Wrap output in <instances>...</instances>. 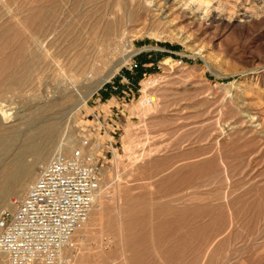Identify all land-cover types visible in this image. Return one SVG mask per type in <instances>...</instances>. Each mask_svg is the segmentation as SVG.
I'll use <instances>...</instances> for the list:
<instances>
[{"label":"rangeland","instance_id":"1","mask_svg":"<svg viewBox=\"0 0 264 264\" xmlns=\"http://www.w3.org/2000/svg\"><path fill=\"white\" fill-rule=\"evenodd\" d=\"M76 1L0 0V123L19 124L18 114L33 126L58 120V140L81 138L94 111L125 105L124 116H110L118 128L97 155L102 194L89 232L79 243L75 237L72 264H264V0H206L221 5L205 21L179 10L161 21L146 10L116 8L117 0L101 1L100 19L94 12L86 18L78 10L83 0ZM53 7L60 10L55 33L65 32L55 44L45 41L55 61L42 63L28 84V33ZM120 19L128 22L116 48L111 32ZM13 75L26 81L10 86L5 79ZM65 91L75 95L67 105L37 109ZM145 94L156 103L140 107ZM4 109L15 118L4 122ZM100 139L106 145L108 135ZM54 155L34 167V177ZM14 196L0 200V209Z\"/></svg>","mask_w":264,"mask_h":264},{"label":"built area","instance_id":"2","mask_svg":"<svg viewBox=\"0 0 264 264\" xmlns=\"http://www.w3.org/2000/svg\"><path fill=\"white\" fill-rule=\"evenodd\" d=\"M130 66L133 69L138 64L131 62ZM119 103L108 114L94 111L93 125H85L80 146L40 167L27 193L12 197L0 209V255L6 256L0 264L72 262L74 234L87 221L101 185L98 152L109 147L118 128L115 122L107 124V119L125 113L123 101ZM103 135H108L106 145L100 139Z\"/></svg>","mask_w":264,"mask_h":264},{"label":"bare ground","instance_id":"3","mask_svg":"<svg viewBox=\"0 0 264 264\" xmlns=\"http://www.w3.org/2000/svg\"><path fill=\"white\" fill-rule=\"evenodd\" d=\"M76 0H74V3H75ZM81 1H76V2H80L81 4ZM101 1L102 0H83V4H84V8L83 10H80V8L78 9V5H80L79 3L76 5H73V7L75 8L74 11H76V8L80 11V12H84V16L87 18V16H89V14H92V12L96 13L98 12L97 10H100V8H98L100 5H101ZM106 1V0H105ZM239 2V1H238ZM250 2V1H249ZM108 3V2H107ZM219 3V2H218ZM263 3V2H262ZM44 4V3H43ZM73 4V3H72ZM76 4V3H75ZM220 4V3H219ZM235 4V3H234ZM42 5V4H41ZM46 5V4H45ZM221 5V4H220ZM218 4H207V1L206 0H117L115 2V7L116 8H121L122 6H126L128 7V9L130 11H132V8L136 9L137 13L139 11H145L150 13V14H153L154 16H158L159 19L162 21H165V19L167 20L168 17H170L171 13L175 10H179L180 11H183L185 12L186 15H189L191 18H193L194 21H197V20H201V21H205V20H209L213 14H216L214 12H217L219 10V6ZM37 6V5H36ZM35 6V7H36ZM54 6V5H53ZM63 6V5H62ZM65 6H68V5H65ZM64 6V7H65ZM81 6V5H80ZM34 7V8H35ZM40 7V5H39ZM42 7V6H41ZM40 7V8H41ZM45 7V6H44ZM58 9H59V6H57ZM61 7V6H60ZM69 7V6H68ZM67 7V8H68ZM73 7H69L71 9H69L70 11L73 9ZM244 7V6H243ZM261 7V6H259ZM33 8V9H34ZM221 8V7H220ZM37 9V8H36ZM42 9V8H41ZM61 9V8H60ZM63 9V8H62ZM244 9V8H243ZM30 10V9H28ZM45 11H47L46 9H44ZM260 10V9H259ZM31 11V10H30ZM35 11V10H34ZM49 11V10H48ZM58 11L60 12V10H56V7L50 9V12L49 13H44V15L42 16H39L41 17V20L40 22L38 21H35V19L33 20V22L35 21V23H39L37 26L38 28L36 29L37 31L36 32H30L28 30L29 27H26V26H23L21 23L23 22H20V21H17V23L19 22L20 26L22 25L23 27L22 30H26L30 33L29 34V38H28V42L26 41V43H28L27 45H25L27 48L28 46V51L30 52L29 55H31V64L28 66V64H25V63H22L23 65H27L25 68H31L30 69V75L28 74H25L26 75V79H28V84H29V80H31L32 78L34 79L35 76V72H37L38 70L42 69V66L43 64L48 60V59H51V61H55L54 60V57L52 56L53 54H50V51L51 50L49 47L55 43H53L57 38H61L62 37L58 36L59 34L61 33H55V31L57 30V25H56V22L58 21L59 23V19L57 20L56 17H57V14H58ZM141 11V12H142ZM249 11V10H248ZM33 12V11H31ZM63 12V11H62ZM61 12V16L64 15V12L62 13ZM66 12V11H65ZM69 12V11H68ZM67 12V13H68ZM78 12V11H77ZM135 12V13H136ZM247 12V11H245ZM255 12V11H254ZM40 14V12H38ZM38 13H36L38 15ZM75 13V12H74ZM134 15H138V14H135ZM223 13V12H222ZM257 13V12H256ZM43 14V13H42ZM73 14V13H72ZM98 15V18L100 19V12L99 13H96ZM95 14V15H96ZM142 14V13H141ZM253 14V12H252ZM25 15V14H24ZM71 15V14H70ZM69 15V16H70ZM74 15H77V14H74ZM81 15V14H80ZM140 15V13H139ZM146 15V13H145ZM152 15V16H153ZM249 15V14H248ZM28 16V15H27ZM30 16V15H29ZM67 16V17H69ZM83 16V14H82ZM131 16V14L129 15V17ZM133 16V15H132ZM147 16V15H146ZM145 16V18H147ZM149 16V15H148ZM32 17V15H31ZM36 17V16H35ZM38 17V16H37ZM60 17V16H59ZM75 17V16H73ZM72 17V18H73ZM92 17V15H91ZM90 17V18H91ZM95 17V16H93ZM92 17V18H93ZM187 17V16H186ZM214 17V16H213ZM247 17V16H246ZM22 18L23 15H22ZM29 18V17H28ZM65 18V17H63ZM78 18V17H77ZM83 18V17H82ZM21 19V18H20ZM74 19V18H73ZM154 19V18H153ZM24 20V19H23ZM83 20V19H82ZM81 18H80V21L79 23L82 21ZM122 19H120L118 22H117V26L115 28H113V31L111 32L115 38H117V42L115 43L116 45V48L119 47L121 44V39L124 37V33L126 31V29L124 27H126V23L128 21H124V22H120ZM128 20V18H127ZM151 20V19H150ZM157 20V19H156ZM27 21V19H26ZM26 21L24 23H26ZM62 21V20H60ZM65 21V20H64ZM67 21V20H66ZM76 21V20H75ZM153 21V20H152ZM29 22V21H28ZM27 22V23H28ZM68 22V21H67ZM87 22V21H86ZM85 22V23H86ZM199 22V21H198ZM17 23H15L14 25H17ZM57 23V24H58ZM123 23V24H122ZM31 24V23H30ZM65 24V22H64ZM73 24V22L71 23ZM75 25V24H74ZM73 25V26H74ZM77 25V24H76ZM80 25V24H79ZM11 26V25H10ZM13 26V25H12ZM18 26V25H17ZM19 26V28H20ZM35 26V25H34ZM67 26V25H65ZM70 22H69V27H70ZM78 26V25H77ZM81 26V25H80ZM83 26V25H82ZM16 27V26H15ZM32 27V26H31ZM60 27V26H58ZM64 27V25H63ZM68 27V28H69ZM84 27V26H83ZM9 28V27H8ZM13 28V27H12ZM62 28V27H61ZM81 28V27H80ZM15 29V28H14ZM30 29V28H29ZM32 29V28H31ZM30 29V30H31ZM73 28H71V31H72ZM75 29V28H74ZM77 29V28H76ZM84 29V28H83ZM82 29V30H83ZM9 30V29H8ZM7 30V31H8ZM21 30V31H22ZM64 30V29H63ZM67 30V29H66ZM70 30V29H69ZM6 31V30H5ZM4 31V33H5ZM13 31V30H12ZM20 31V33H21ZM34 31V30H33ZM68 31V30H67ZM66 31V32H67ZM81 31V30H80ZM85 31V30H84ZM11 32V31H10ZM17 32V31H16ZM65 32V31H64ZM64 32L62 34H64ZM73 32V31H72ZM71 32V33H72ZM25 33V32H24ZM23 33V35H25ZM54 33V34H53ZM68 33V32H67ZM71 33L69 32L68 34L71 35ZM75 33H76V30H75ZM83 33V32H82ZM127 33V32H126ZM3 34V33H2ZM52 34V36H51ZM68 34H66L68 36ZM10 35V34H9ZM57 36L55 38V36ZM74 33H73V39H75L74 37ZM4 36V34H3ZM14 36V35H13ZM53 40H52V38ZM65 36V37H67ZM79 36V35H78ZM81 36V35H80ZM1 37V36H0ZM6 37V35H5ZM24 37V36H23ZM70 37V36H69ZM72 37V36H71ZM192 37V36H191ZM26 38V37H25ZM64 38V37H63ZM79 38V37H77ZM193 38V37H192ZM59 42H57V44L60 43V41H63V40H59ZM66 39V38H65ZM72 39V38H71ZM49 40L50 44L53 43L52 45H49V47H46L44 45L45 41ZM76 40L78 39H75L74 42H72L71 44L73 45V43L76 42ZM188 40V39H187ZM68 41V40H67ZM73 41V40H72ZM71 42V41H70ZM69 42V43H70ZM25 43V42H24ZM23 43V45H24ZM66 43V42H65ZM68 43V42H67ZM68 43V44H69ZM61 44V43H60ZM59 44V46H60ZM69 45L70 48H72L73 46L72 45ZM22 45V51H23V46ZM64 45V44H63ZM79 45V44H78ZM54 46V45H53ZM58 49V46L55 45V49ZM75 47V45H74ZM62 49V48H61ZM66 51L68 50V47H66L65 49ZM64 50V52H65ZM28 51H26V53H28ZM56 52V51H55ZM39 54V57L37 58L36 57V54ZM51 53H54V52H51ZM62 53V52H61ZM37 54V55H38ZM56 54H58L56 52ZM54 54V56L56 55ZM24 55V54H23ZM33 55V56H32ZM60 55V54H59ZM11 56V55H10ZM63 56V55H62ZM13 57V56H12ZM57 57V56H56ZM9 58V56H8ZM57 59V58H56ZM60 59V58H59ZM172 58L171 57H166V60L167 61H172L171 60ZM13 60V59H11ZM24 60V59H23ZM10 61V60H9ZM30 61V60H29ZM59 61V60H58ZM61 61V60H60ZM6 62V61H5ZM8 62V61H7ZM11 62V61H10ZM27 63V62H26ZM43 63V64H42ZM10 64V63H8ZM7 64V65H8ZM50 63H48L49 65ZM59 65V64H57ZM10 65H8L9 67ZM5 67V66H4ZM3 67V68H4ZM50 67V65H49ZM53 67V66H52ZM44 68V66H43ZM48 68V66L46 67ZM45 68V70H46ZM55 68V67H54ZM53 68V69H54ZM7 69V68H6ZM27 69V71H29ZM56 69V68H55ZM54 69V70H55ZM62 69V68H61ZM64 69V68H63ZM2 70V69H1ZM44 70V71H45ZM51 70V69H49ZM58 70V69H57ZM56 70V71H57ZM42 71V70H41ZM7 72V71H6ZM39 73H41L40 71H38ZM37 72V73H38ZM48 72V70H47ZM64 72V71H63ZM3 73L4 70H3ZM12 73V72H11ZM36 73V74H37ZM60 73H61V70H60ZM65 73V72H64ZM85 72L83 71V74ZM10 74V73H9ZM66 74V73H65ZM87 74V73H86ZM29 77H28V76ZM40 75V74H38ZM37 75V76H38ZM42 75V74H41ZM40 75V76H41ZM57 75V74H56ZM61 75V74H60ZM63 75V74H62ZM1 76V75H0ZM5 76V75H4ZM34 76V77H33ZM59 76V75H58ZM3 77V75H2ZM7 77V78H6ZM5 80H6V83H8L10 86H17L18 84H20L25 78L23 77H19V76H6ZM42 77V76H41ZM62 77V76H61ZM39 78V76H38ZM37 78V79H38ZM73 78L76 80V79H79L78 75H73ZM25 79V81H26ZM41 79V78H40ZM3 80V79H1ZM35 80V79H34ZM32 80V81H34ZM39 80V79H38ZM42 80V79H41ZM45 80V79H44ZM106 79L104 80H99L98 82H96V85L94 87L93 90H96L97 88L101 87V85L105 82ZM24 81V82H25ZM36 81V80H35ZM73 81V80H72ZM4 83V82H3ZM2 84V82H1ZM35 84V83H34ZM38 84V83H37ZM25 85V84H24ZM36 85V84H35ZM9 87V86H8ZM13 87V88H14ZM18 87H20L18 85ZM7 87L5 86V89ZM8 89V88H7ZM12 89V87H11ZM15 89V88H14ZM39 89V88H38ZM66 89V88H65ZM9 90V89H8ZM17 90V89H16ZM15 90V91H16ZM67 90V89H66ZM64 91V90H63ZM71 91V90H70ZM63 92V94L61 95V101H39L38 104H39V107H37L38 110H43V109H50V107L57 103L58 105H67L65 103V101H71L73 100V97L75 96L73 92ZM9 92V91H8ZM11 92V91H10ZM17 92V91H16ZM44 94V93H43ZM13 95V94H12ZM15 95V94H14ZM60 96V95H59ZM156 101V97H154L153 95L151 94H145L140 100H139V106L140 107H145L147 106L150 102H152V104H154V102ZM156 103V102H155ZM36 104V103H35ZM34 104V106H35ZM151 104V105H152ZM150 105V106H151ZM38 106V105H37ZM54 106V105H53ZM36 107V106H35ZM62 108V107H61ZM11 110V109H10ZM61 110V109H60ZM2 119L4 120V122H7V119H12L11 117H14L12 115V112H9L7 109H4L2 110ZM60 112V111H59ZM64 112V111H63ZM62 112V113H63ZM1 114V113H0ZM250 115V114H249ZM16 116V115H15ZM19 116L21 120V122L18 124L16 123L15 125L13 126H6L4 123H0V200L4 199V197L9 193H14L18 196H23L24 193H26V191L28 189H30L31 185L33 184L34 181H36L37 177H34V167L38 164V163H42V162H47L51 156L53 154H55L54 156L58 155V154H64V155H70L74 148L76 147V145L79 144L80 146V138L77 137L76 135H74L73 133L69 134L68 136H65L63 137L62 139L59 138L58 140V137L59 135H61V126H60V123L58 120H50L48 119L47 121H43L44 123L38 125V126H33L32 124V121L25 118L26 116H22V115H17ZM246 116V115H245ZM15 118V117H14ZM55 118V117H54ZM250 118V117H249ZM252 119H254L255 117H252ZM6 119V121H5ZM56 119V118H55ZM2 120V121H3ZM33 120V119H32ZM250 120V119H249ZM251 121V120H250ZM256 123V122H255ZM4 124V125H2ZM6 127V128H5ZM128 149L129 148H132L131 145H128L127 147ZM30 156L32 157V160L31 161H28L27 160V157ZM45 165V164H44ZM42 165V166H44ZM40 166V167H42ZM106 170V169H105ZM107 171V170H106ZM38 175V174H37ZM102 185H100V189L94 199V203L96 202L97 198L100 196L101 197V194H102ZM9 197V196H8ZM7 198V197H5ZM8 199V198H7ZM6 199V200H7ZM5 201V200H4ZM8 202V201H7ZM1 203V202H0ZM93 203V205H94ZM7 204V203H6ZM2 206V205H1ZM93 207V206H92ZM92 210V208H91ZM90 210V213H89V217L87 219V221L76 231V233L74 234V236L76 237L77 236V239H78V243L80 242V240H82L83 238L82 237H79L78 238V235H83V234H86L87 232H89V220L91 219V211ZM74 237V239H76ZM74 245H76L74 243ZM78 245V244H77ZM6 260V256L4 255H0V262H5ZM72 264V262L70 263Z\"/></svg>","mask_w":264,"mask_h":264},{"label":"crops","instance_id":"4","mask_svg":"<svg viewBox=\"0 0 264 264\" xmlns=\"http://www.w3.org/2000/svg\"><path fill=\"white\" fill-rule=\"evenodd\" d=\"M118 108H119V107H118ZM124 109H125V105H124ZM121 111H122V110H121ZM110 112H113V108L110 109ZM113 116H114V114H113ZM113 116H112V117H113ZM112 117H111L110 119H109V118L107 119V121H108L107 124L112 123V122L117 123L118 120L115 119V118H112ZM110 121H111V122H110Z\"/></svg>","mask_w":264,"mask_h":264}]
</instances>
